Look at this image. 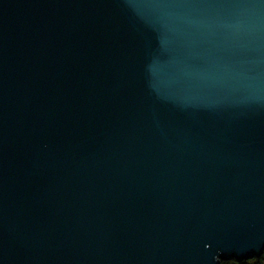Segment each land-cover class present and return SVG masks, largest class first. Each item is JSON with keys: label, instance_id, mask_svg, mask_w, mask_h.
Returning <instances> with one entry per match:
<instances>
[{"label": "water", "instance_id": "obj_1", "mask_svg": "<svg viewBox=\"0 0 264 264\" xmlns=\"http://www.w3.org/2000/svg\"><path fill=\"white\" fill-rule=\"evenodd\" d=\"M264 252V0H0V264Z\"/></svg>", "mask_w": 264, "mask_h": 264}, {"label": "trees", "instance_id": "obj_2", "mask_svg": "<svg viewBox=\"0 0 264 264\" xmlns=\"http://www.w3.org/2000/svg\"><path fill=\"white\" fill-rule=\"evenodd\" d=\"M221 264H264V252L259 255V256H254L251 259L247 260H237V259H232L228 261H222Z\"/></svg>", "mask_w": 264, "mask_h": 264}]
</instances>
